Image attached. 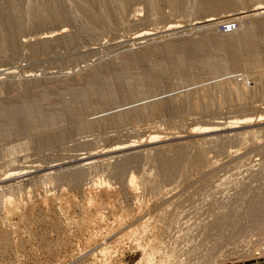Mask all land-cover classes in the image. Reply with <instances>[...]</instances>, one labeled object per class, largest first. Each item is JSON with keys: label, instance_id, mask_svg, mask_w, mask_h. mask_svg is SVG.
<instances>
[{"label": "rangeland", "instance_id": "374dc122", "mask_svg": "<svg viewBox=\"0 0 264 264\" xmlns=\"http://www.w3.org/2000/svg\"><path fill=\"white\" fill-rule=\"evenodd\" d=\"M30 1L17 0L22 26L9 32L12 43L0 51V97L7 112L39 107L41 98L20 100L38 91L54 93L67 82L76 85V79L87 82L100 70L114 86L123 79L115 61L130 58L136 67L132 61L138 55L142 75L153 83L147 100L115 91L114 108L103 112L102 101L94 99L98 111L86 116L95 123L77 118L66 134L53 138L40 134L32 140L19 110L8 125L2 120L0 264H240L256 259L264 244V75L259 97L242 105L219 102L210 110L191 105L196 90L202 93L201 86L230 77L240 84L241 76L251 86L252 75L238 69L215 80L205 76L201 84L178 81L190 71L189 45L195 38L229 35L241 23L261 38L257 59L263 60V74L264 29L257 22L264 18V0H117L119 13L110 9V20L101 15L107 0H54L63 15L52 23L43 14L37 27L27 8L38 0ZM82 1L95 4L90 8L99 25L90 23L92 13L80 10ZM8 6L3 14L11 10ZM255 7L258 12L246 14ZM105 17L111 25H105ZM175 43L181 50L172 54L167 46ZM143 103L147 106L141 108ZM112 112L117 114L111 123L105 117ZM174 151L182 156L176 159ZM158 158L173 168L172 176L161 171ZM168 216H176V222Z\"/></svg>", "mask_w": 264, "mask_h": 264}, {"label": "bare ground", "instance_id": "6f19581e", "mask_svg": "<svg viewBox=\"0 0 264 264\" xmlns=\"http://www.w3.org/2000/svg\"><path fill=\"white\" fill-rule=\"evenodd\" d=\"M4 2H1L0 0V51H3L5 49H7L9 47V45L12 43V39L8 37V34L9 32L11 31H14L16 32L17 30H19L22 26V23H21V18H20V13H19V9H18V4L19 2H17V0H3ZM43 1V0H42ZM53 1L54 0H44V2H40L38 0L37 3L35 4H30L29 7L27 9H29L31 16L33 18V25L34 26H38V25H41L43 24V19H42V15H47V17L50 19V21L52 20V18L54 20H57V16L58 15H63L60 13L57 14V10L56 8H54L55 6V3L53 4ZM74 1V0H73ZM85 1V0H84ZM95 1V0H94ZM125 2H131V0H124ZM133 1H136V0H132ZM202 2H204L205 4H208V2H216L217 0H201ZM31 3L33 2L30 1ZM34 2H36L34 0ZM55 2V1H54ZM64 2V1H63ZM81 2V1H80ZM83 2V1H82ZM86 2V1H85ZM92 2V1H90ZM3 3L6 4V8L7 6L11 5L12 7L10 8L9 6V10L7 14H3V8L5 7V4L3 5ZM58 3V2H57ZM56 3V5H57ZM65 3V2H64ZM67 3V2H66ZM61 5V3H58V5ZM75 4V3H74ZM78 4H80L78 2ZM94 4V3H93ZM107 4H108V7H106L105 9L106 10H103L101 13V15H105L107 14V12H109L110 9H113L114 12H117V10L119 11V7H118V2L117 0H107ZM71 5V4H70ZM76 5V4H75ZM84 7H82V6ZM81 8L80 10L84 13H87V15L89 13H92V9L93 8H90V4L87 3L85 4L84 2L81 4ZM95 5V4H94ZM92 5V6H94ZM72 6V5H71ZM91 6V7H92ZM58 7V6H57ZM73 7H75L73 5ZM84 8V9H83ZM95 8V7H94ZM264 8V7H263ZM72 9H75V8H72ZM117 9V10H115ZM261 10L262 7H260ZM49 10V11H48ZM79 10V9H78ZM111 10V11H113ZM259 8L258 7H255V8H251V10L249 11H246V14H251L253 12H258ZM260 10V11H261ZM59 12V11H58ZM76 12V11H75ZM66 13V12H64ZM110 13V12H109ZM109 13L107 14V17L109 19V17L111 15H109ZM119 13V12H117ZM117 13H115L117 15ZM242 13V12H241ZM241 13H237V14H241ZM26 14V13H25ZM92 14H94L92 16ZM91 14V16H89L90 18V23L93 22L92 25H97L99 22H97V15L95 16V13L93 12ZM236 14V15H237ZM243 14V13H242ZM70 15V14H69ZM235 15V16H236ZM27 16V15H26ZM106 16V15H105ZM118 16V15H117ZM228 16V15H227ZM225 16V17H227ZM242 16V15H241ZM249 16H252L249 15ZM257 16V15H256ZM254 15V17H256ZM65 17V16H63ZM69 17V16H68ZM71 17V16H70ZM93 17V18H92ZM224 17V16H223ZM230 17V16H229ZM233 18V21H234V15H232ZM31 18V19H32ZM84 18V16H83ZM111 18V17H110ZM119 18V17H118ZM236 18V17H235ZM49 19H46V20H49ZM85 19V18H84ZM107 18L105 17V20L106 22H108L106 20ZM223 19V18H222ZM60 20V19H59ZM110 20V19H109ZM216 20V19H215ZM224 20V19H223ZM225 20H228L227 18H225ZM237 20V19H236ZM235 20V21H236ZM31 21V20H30ZM49 21V22H50ZM85 21V20H84ZM100 21V20H99ZM230 21V19H229ZM232 21V22H233ZM238 21V20H237ZM55 22V21H54ZM59 22V21H57ZM102 22V21H100ZM210 22V21H208ZM231 22V21H230ZM30 23V22H29ZM52 23H53V20H52ZM104 23V22H103ZM216 23H220V19L215 21V24ZM239 23V22H238ZM237 23V24H238ZM241 23V21H240ZM58 24V23H57ZM84 24V23H83ZM100 24V23H99ZM98 24V25H99ZM110 23L108 22L107 24L105 25H109ZM112 24V23H111ZM110 24V25H111ZM236 24V23H235ZM245 24V23H244ZM244 24H239L238 27L236 28V31L234 32H231L227 33V35L225 33H223V36H220V35H217L218 33H216L215 31V34H204L207 35L205 37H202V36H199L201 37L200 39H196L193 40L189 46V48H191V53L189 54V62H190V65H191V68H190V71L189 73H187L188 75L185 76V79L181 80V81H178V83H181V82H192V83H195L194 85H196L199 81L198 84H201L200 82H202V78L205 77V76H212L210 79H216V78H220V77H223L224 74H232L233 71H239L241 72L240 69H243V74L244 76H248V75H252L250 78H253V80L251 79V86L247 85L246 83H242L243 80L242 79H245L242 77V79L240 81H242L240 84H236L235 81L237 79L234 77V79H236L235 81L233 79L228 78V79H225L224 80H221V81H213L214 83L212 84V82L210 84H212L210 87H204L202 88L201 86V89L200 91L202 93H195L193 94L194 98H193V101L191 103V105L196 108V107H203L205 110H210L211 108L215 107L217 105V103L219 102H228V103H231L233 105H239L246 101L249 102V100L252 98V97H255L257 98V96L259 97L263 92H262V89H260L259 87H262L261 86V77L262 75H264V73L262 74L260 71L263 69L262 68V64H260V62L263 63V60L260 59H257V56L258 55V49L261 47L260 46V41H261V38L258 34V32L255 31V29H253L251 26L250 27H244L243 25ZM257 24L259 25V28L261 29H264V18H261L258 19V22ZM25 25V24H24ZM87 25V24H86ZM104 25V24H103ZM193 24L191 25H185V26H181V28L183 27H191ZM201 25V24H200ZM203 25L204 26H207V22H203ZM228 25V24H227ZM90 26V25H89ZM87 26V27H89ZM196 26V25H195ZM233 26V25H232ZM106 27V26H105ZM108 27V26H107ZM189 27V28H190ZM180 28V29H181ZM224 28V27H223ZM184 30V28H183ZM20 31V30H19ZM179 31V29H178ZM233 31V30H231ZM210 32V31H209ZM208 32V33H209ZM227 32V30H226ZM159 33V32H158ZM157 33V34H158ZM161 33V32H160ZM50 34V33H49ZM154 35V34H153ZM156 35V34H155ZM40 36V35H39ZM150 36V35H149ZM44 37V36H43ZM62 37V36H61ZM48 38V37H47ZM25 41V40H24ZM32 42V41H31ZM34 43V42H33ZM132 43V42H131ZM126 44V43H125ZM167 48H169V52L172 53V54H176L178 53L180 50H181V44L178 45V44H170L167 46ZM150 53V51H149ZM188 54V53H187ZM140 57L138 55V57H135V59L132 61V63L136 60V64L137 66L135 67L134 64H131L129 62V59L128 58V61L126 59L124 60H117L115 61V64L118 66V68L122 71L121 73V76L123 79H120L119 82H115L114 81V86L112 85L111 82H109V78L108 80L106 79L105 77V74H104V71L103 70H100L98 72H95L94 74H90L88 75L86 78H87V82H84L82 79L81 80H78L76 79V85L73 84V83H70V82H67L64 83L66 84L65 87H57L59 88V91L58 89L56 91H54V93H50V92H47L45 90L43 91H38V92H34V93H31V94H26L27 96H24L22 97V99L20 100L21 102H24V101H28V100H32L34 102L38 101L40 98L42 100V103H40V106H31V105H24L23 107H20L21 109H17L19 110L20 112H22L24 114V116L26 117L27 121L29 122L30 124V127H31V130H30V135L29 137L32 139V140H37L38 136L40 134H43V135H46L50 138H53L54 135H57V134H66L67 131L69 130L70 126L73 125L72 123L73 120L75 121V119L77 118H80L81 120L82 119H88L87 118V112H96L98 111V109L96 108L93 100L94 99H99L102 101V106H101V112H103L104 110H107L106 108L108 107H112L113 106V103L114 101L116 100V97H115V93L117 91H122L123 93H126V91H128L130 93V95H134L133 97L137 100H142V99H146L147 97L146 96H149L146 95V93H149L147 92V90H149V88L152 86V79L149 78V76L147 74L145 75H142L143 72L140 71L139 67H138V64H139V61L141 62L140 60ZM137 58V59H136ZM166 58L165 56H162V63H163V66H166ZM162 66V67H163ZM138 67V69H137ZM166 68V67H165ZM164 68V69H165ZM163 69V70H164ZM138 70V71H136ZM165 71V70H164ZM142 72V73H141ZM239 72V73H240ZM145 73V72H144ZM235 73V72H234ZM248 75H246V74ZM261 73V74H260ZM116 76V75H115ZM226 76V75H225ZM234 76V75H233ZM240 77V76H239ZM116 78V77H115ZM118 78V77H117ZM79 79V78H78ZM206 79V78H205ZM209 79V78H208ZM209 79V80H210ZM111 80V79H110ZM145 80V81H144ZM239 80V79H238ZM237 80V81H238ZM249 80V78H248ZM264 79H262L263 81ZM206 81V80H205ZM208 81V80H207ZM260 81V83H259ZM54 82V81H53ZM52 82V83H53ZM57 82V81H56ZM145 82L147 83L146 85ZM177 83V80L175 81ZM116 83V84H115ZM204 83V81L202 82ZM239 83V81L237 82ZM61 84V83H60ZM63 84V85H65ZM125 84V86H123ZM207 83H205V86H206ZM209 84V85H210ZM249 84V83H248ZM50 85V84H49ZM193 85V84H192ZM191 85V86H192ZM47 86V85H46ZM128 86V87H127ZM146 86V87H145ZM47 88V87H46ZM56 87L54 86V89ZM61 88V89H60ZM198 88V87H197ZM127 89V90H125ZM194 89V88H193ZM196 89V88H195ZM49 90V89H48ZM51 90H52V87H51ZM50 91V90H49ZM116 91V92H115ZM194 91V90H193ZM199 91V90H198ZM1 92V91H0ZM43 92V93H42ZM53 92V91H51ZM121 92V93H122ZM25 93V91H24ZM23 93V94H24ZM27 93V92H26ZM117 94V93H116ZM158 94V93H157ZM128 95V94H127ZM216 95V97L214 96ZM126 96V95H125ZM140 98H137L139 97ZM192 96V97H193ZM127 97V96H126ZM149 98V97H148ZM254 98V99H255ZM3 98L0 97V108L2 111V113H0V124L2 123V120L5 121L8 125L9 122H11V120L18 114L17 113V110H14V111H11L9 113V111L7 112L6 109L4 108V103H3ZM2 100V101H1ZM147 100V99H146ZM253 100V98H252ZM251 100V101H252ZM44 104H47V107L44 108ZM73 105L72 108H70V106ZM141 108H144L146 107V103H143V104H139ZM158 108L160 111L163 110V106L161 104H158ZM92 107H94L95 109H93ZM114 108V107H112ZM136 108V107H135ZM133 108V109H135ZM139 109V108H138ZM111 110V109H109ZM137 110V109H136ZM143 111V110H142ZM97 113V112H96ZM95 113V114H96ZM136 113V112H135ZM94 114V115H95ZM114 114H117V112H112L110 114H107L106 117L104 116L103 114V117H105V119L109 118L110 119V122L112 123L114 120L113 116ZM121 114V113H120ZM87 115V116H86ZM93 115V114H92ZM91 115V116H92ZM117 116V115H116ZM113 118V120L111 119ZM30 119V120H29ZM104 119V120H105ZM91 121L93 123L96 122L95 119H88V121ZM84 121V120H83ZM106 121V120H105ZM103 121V122H105ZM72 122V123H71ZM76 122V121H75ZM109 122V123H110ZM116 122V121H115ZM114 122V124H115ZM77 123V122H76ZM92 123V125H93ZM106 123V122H105ZM108 123V124H109ZM110 123V125H111ZM5 123H3L4 125ZM85 122L84 124V127H85ZM90 123L88 122V125ZM44 125V126H42ZM91 125V124H90ZM2 125H0V130ZM94 128H96L95 124L93 125ZM5 127V126H4ZM3 127V128H4ZM2 128V129H3ZM87 128V125L85 127V129ZM93 128V129H94ZM10 130V129H9ZM91 130V129H90ZM89 130V131H90ZM8 131V130H7ZM185 131V130H184ZM258 132V131H257ZM2 133V131H1ZM15 134V133H14ZM1 135V134H0ZM2 135H5L4 133H2ZM16 136V135H14ZM156 136V135H155ZM7 137V136H6ZM12 137V135H11ZM8 138V137H7ZM15 138V137H14ZM17 138V137H16ZM260 139V138H259ZM10 140V138H9ZM17 142V140H15ZM1 146V145H0ZM10 151V150H9ZM7 152V151H6ZM173 156L176 158V159H179L181 156H182V152H172ZM8 154V153H7ZM10 154V153H9ZM198 158V157H197ZM159 159V158H158ZM163 160L161 161L159 159V162L160 163V168H161V171L164 172L165 174L167 175H171L172 174L170 173L171 170L173 169L170 165H166L165 163H162ZM250 167V166H249ZM250 170H251V167H250ZM244 172V171H243ZM122 174V173H121ZM120 175V174H119ZM119 175L117 177H119ZM145 176V175H144ZM164 176V174H163ZM141 177V176H140ZM221 177V176H220ZM120 180H121V176L119 177ZM170 178V177H169ZM135 179V178H134ZM142 179V178H140ZM157 179V178H156ZM132 180V179H131ZM129 181L130 182V189L132 190L133 189V180L132 181ZM139 180V179H138ZM98 182V181H97ZM140 182V181H139ZM149 182V181H148ZM133 184V185H132ZM96 186V185H95ZM142 186V185H141ZM211 186V185H210ZM221 186V185H220ZM219 186V187H220ZM136 188V187H135ZM129 189V187H128ZM139 189V188H138ZM171 189V188H170ZM218 189V188H216ZM213 190V189H212ZM133 191V190H132ZM135 192V191H134ZM133 192V193H134ZM95 193V192H94ZM93 193V194H94ZM130 193L132 194V192L130 191ZM138 193V192H137ZM209 192H207L208 194ZM159 194V193H158ZM202 194V193H201ZM215 194V193H214ZM100 197V196H99ZM187 197V196H186ZM218 197V196H217ZM220 198V197H219ZM91 200V199H90ZM171 202V201H170ZM190 203V202H189ZM203 203V202H202ZM264 203V202H263ZM262 203V204H263ZM8 204V203H7ZM10 204V203H9ZM21 204V203H20ZM94 204V203H93ZM171 204V203H170ZM174 204V203H173ZM88 205V204H87ZM91 205V204H90ZM106 205V204H105ZM8 206V205H7ZM12 206V205H10ZM145 206V205H144ZM195 206V205H194ZM10 208V207H9ZM258 209H260L259 207H256ZM170 209V208H169ZM186 209V208H184ZM100 210V209H99ZM172 210V209H171ZM187 210V209H186ZM185 210V211H186ZM255 210V209H254ZM85 211V210H84ZM165 211V209H164ZM174 211V210H173ZM188 212V211H187ZM262 212V211H260ZM7 213V212H6ZM155 213V212H154ZM157 213V212H156ZM161 213V212H160ZM180 213V212H179ZM252 213H255L252 212ZM98 214V213H97ZM164 214V213H163ZM193 214V213H192ZM82 215V214H81ZM90 216V214H88ZM122 215V214H121ZM159 215V214H158ZM162 215V214H161ZM173 215V214H172ZM178 216V214H176ZM154 216V215H153ZM163 216V215H162ZM204 216V215H203ZM258 216V215H257ZM99 217V216H98ZM102 217V216H101ZM169 217V216H168ZM171 217V216H170ZM170 217L168 218V220H170ZM176 217V216H175ZM174 217V218H175ZM179 217V216H178ZM83 218V217H82ZM157 218V217H155ZM173 216L171 217V220H174ZM181 218V217H180ZM196 218V217H195ZM205 218V217H204ZM259 218V217H258ZM93 219V218H92ZM100 219V218H99ZM203 219V217H202ZM151 220V218H150ZM159 220L161 221V219L159 218ZM164 220V219H163ZM162 220V221H163ZM166 220V219H165ZM176 220V219H175ZM174 220V221H175ZM187 220V219H186ZM87 221V220H86ZM100 221V220H98ZM102 221V220H101ZM180 221V220H179ZM83 222V221H82ZM137 222V221H136ZM140 222V221H139ZM156 222V221H155ZM169 222V221H167ZM172 221H170L169 223H171ZM176 222V221H175ZM190 222V221H189ZM81 223V222H80ZM101 223V222H100ZM150 223V222H149ZM157 223V222H156ZM155 223V224H156ZM162 223V222H161ZM168 223V226H171L170 224ZM174 223V222H173ZM179 223V222H177ZM85 224V223H84ZM88 224V223H87ZM92 224V223H91ZM185 224V223H184ZM95 225V224H93ZM163 225V223L161 224ZM176 224H173V227L175 226ZM88 226V225H87ZM143 226V225H141ZM153 226V225H152ZM159 226V225H158ZM181 225H179L180 227ZM189 226V224H188ZM227 226V225H226ZM93 227V226H92ZM99 227V226H98ZM102 227V226H101ZM150 227V226H149ZM164 226H161L160 228H162ZM219 227V226H218ZM221 227V226H220ZM219 227V228H220ZM87 228V227H86ZM91 228V226H90ZM156 228V227H155ZM167 228V227H166ZM171 228V227H170ZM176 229V227H174ZM224 228V226H223ZM94 229V228H93ZM136 229V228H135ZM135 229L131 230L130 232L128 231V233L133 234L132 232L134 231V234H135ZM165 229V228H164ZM168 229V228H167ZM180 229V228H179ZM221 229V228H220ZM96 230V229H95ZM110 230V229H109ZM142 230V228H141ZM159 230V229H158ZM118 231V230H117ZM138 231V230H137ZM169 231V230H168ZM165 232V231H164ZM167 232V231H166ZM142 233V232H141ZM140 233V234H141ZM133 234V235H134ZM124 235V234H123ZM129 235V234H128ZM127 235V237H128ZM132 235V237H133ZM155 235V234H154ZM174 236V235H173ZM116 237V236H114ZM118 237V236H117ZM126 237V236H125ZM160 237V236H159ZM173 238V237H172ZM124 239V238H123ZM135 239V238H134ZM166 239V238H165ZM170 239V238H169ZM175 239V238H174ZM84 240V239H83ZM117 240V239H116ZM137 240H140V237L139 239ZM168 240V239H166ZM173 240V239H172ZM258 240V239H257ZM135 241V240H134ZM181 241V240H180ZM117 242V241H116ZM122 242V241H121ZM139 242V241H138ZM166 242V241H165ZM140 243V242H139ZM157 243V242H156ZM67 244V243H66ZM113 244H116L115 242ZM118 244V242H117ZM174 244V243H173ZM109 245V244H108ZM120 245V244H119ZM139 245V244H138ZM162 245V244H161ZM167 245V244H166ZM113 246V245H112ZM145 246V245H143ZM147 246V245H146ZM261 246V245H260ZM114 247V246H113ZM140 247V245H139ZM263 250L260 251V254H256V259H258V257H261V258H264V244L261 246ZM148 248V247H147ZM167 248V247H166ZM108 249V248H107ZM106 249V250H107ZM111 249V248H109ZM142 249V248H141ZM145 249V248H144ZM173 249V248H172ZM103 250V249H102ZM146 251V250H145ZM157 251V250H156ZM166 251V250H165ZM171 251V250H170ZM175 251V250H174ZM173 251V252H174ZM98 252V251H97ZM158 252V251H157ZM167 252V251H166ZM153 253V251H152ZM106 254V253H105ZM147 254V253H146ZM154 254V253H153ZM156 254V253H155ZM163 254V253H162ZM74 255V254H73ZM108 255V254H107ZM148 255V254H147ZM169 255V254H168ZM174 255V254H173ZM97 256V255H96ZM101 256V255H100ZM109 256V255H108ZM152 256V255H151ZM159 256V255H158ZM165 257V256H163ZM77 258V257H76ZM95 258V257H94ZM99 258V257H98ZM97 258V259H98ZM148 258V257H147ZM174 258V257H173ZM104 259V258H103ZM102 259V260H103ZM176 259H178L176 257ZM175 259V260H176ZM149 260V259H148ZM150 260H151V257H150ZM154 260V259H153ZM99 261V260H98ZM106 261V260H105ZM162 260L160 259V262ZM164 261V260H163ZM169 261V260H168ZM150 262V261H148ZM152 262V260H151ZM150 262V263H151ZM159 262V263H160ZM173 262V261H172ZM147 263V262H146ZM162 263V262H161ZM105 264V262L103 263ZM107 264V263H106ZM149 264V263H147ZM164 264V262H163ZM168 264V263H167ZM173 264V263H172Z\"/></svg>", "mask_w": 264, "mask_h": 264}, {"label": "crops", "instance_id": "0c3cea01", "mask_svg": "<svg viewBox=\"0 0 264 264\" xmlns=\"http://www.w3.org/2000/svg\"><path fill=\"white\" fill-rule=\"evenodd\" d=\"M240 264H264V258H259L254 259V260H249V261H244V263H240Z\"/></svg>", "mask_w": 264, "mask_h": 264}, {"label": "built area", "instance_id": "2783aa9c", "mask_svg": "<svg viewBox=\"0 0 264 264\" xmlns=\"http://www.w3.org/2000/svg\"><path fill=\"white\" fill-rule=\"evenodd\" d=\"M264 253V252H263Z\"/></svg>", "mask_w": 264, "mask_h": 264}]
</instances>
